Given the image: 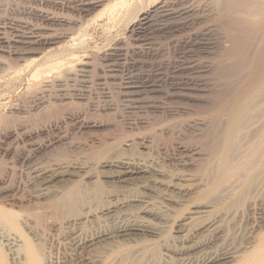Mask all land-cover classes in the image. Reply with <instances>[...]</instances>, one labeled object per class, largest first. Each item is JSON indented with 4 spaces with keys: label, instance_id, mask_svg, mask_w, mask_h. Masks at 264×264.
Instances as JSON below:
<instances>
[{
    "label": "rangeland",
    "instance_id": "rangeland-1",
    "mask_svg": "<svg viewBox=\"0 0 264 264\" xmlns=\"http://www.w3.org/2000/svg\"><path fill=\"white\" fill-rule=\"evenodd\" d=\"M90 1L0 0V206L18 214L0 229L20 241L2 264L21 241L27 264H264V166L245 144L228 173L195 124L203 84L228 88L206 68L215 2Z\"/></svg>",
    "mask_w": 264,
    "mask_h": 264
},
{
    "label": "bare ground",
    "instance_id": "bare-ground-1",
    "mask_svg": "<svg viewBox=\"0 0 264 264\" xmlns=\"http://www.w3.org/2000/svg\"><path fill=\"white\" fill-rule=\"evenodd\" d=\"M213 1L215 2V6H216V16L215 19H213L216 22V25L215 24L214 25L220 28L222 32V38L224 37L223 41L225 43H220V45L217 46L218 49L220 50L216 56L218 58L217 59L218 61L216 60L217 63L215 62L217 65H215V63H210V65L206 66V68L209 69V71L210 70L214 72L216 71L217 73L216 76L218 77V79L226 80L228 84V86L227 85L226 86L228 88L225 87L226 89L223 90L219 86L218 88H216L215 85L214 86L215 88L212 86L211 89L209 83L208 84L204 83L202 86V91L204 93L209 92L211 94H214L213 100L211 99L212 98L211 97L209 98L208 101L209 110L204 111L210 113L209 114L210 117L209 119H205V118L197 119L196 122L195 121L194 122L196 126L201 129L204 127L205 128L210 126L212 127L211 128L212 137L209 136V138L211 137L212 139L211 141L212 144H214L213 145L214 148L217 144H221L223 148L221 163L225 168H227L228 173H232V172L234 173L237 172L238 170L240 171V166H239L240 163H238L239 165L233 164L234 161L232 160L233 156L235 154H238L240 147L244 146L245 144H250V146L249 145L247 146H249L251 154L255 153V155L252 154L254 156L253 160L251 159L252 161L250 160V162L247 161L248 167L247 166L245 167L250 170L251 168H253V166H257V165L264 166V0H213ZM105 6L106 5L103 0H91L90 2L84 3L82 5V9L88 11H95L100 8L105 9ZM108 10L112 11L113 6L105 9V11ZM49 19L50 18H48V20ZM146 20L147 18L145 17L141 21H146ZM31 37L30 39L32 40V43L41 42V44L43 43L44 46H51L62 43L63 39L65 38L63 35L62 36L55 35L54 37L48 39H42L41 37H40L41 39L40 38L34 39V37H32L34 40ZM57 66L63 67L65 66V64L60 62L57 64ZM173 111L175 112V110ZM167 125L168 124H166V126ZM180 126L181 124H177V123L171 124L167 127L164 126L163 130H161V133L163 132L167 135L171 134L174 131H176ZM176 141H178V139ZM219 146L220 145H217L216 149L220 148ZM214 159H217L216 156ZM241 167L243 168L244 165ZM242 171L243 170L241 169L240 172ZM237 173L240 174L239 172ZM250 184H248V186ZM15 214H16L15 212L12 213L11 211L6 210V208L4 209L0 206L1 227L2 225L5 224L8 228V225L13 224L14 220L16 223L17 219L15 218L18 217L16 216L18 214L16 215ZM146 228L147 226L145 227L144 225H137L134 228L129 229V231L133 230V231L145 232L147 231ZM2 231L0 229V256L3 248L8 252L15 254V250L13 249L16 246V242L17 241L20 242V241L15 238L14 233L9 232L10 234H8ZM15 231L17 232V229H15ZM18 233L20 234V232ZM13 234L14 236H12ZM21 242H24L20 246L23 248V249L21 248L22 252H24L22 254V261H23L22 264H27L30 257L28 244L25 243V241H21ZM208 263L209 262H205L204 264H208ZM0 264H2L1 260H0Z\"/></svg>",
    "mask_w": 264,
    "mask_h": 264
}]
</instances>
